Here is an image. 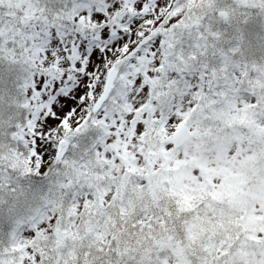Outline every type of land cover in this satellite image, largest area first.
Masks as SVG:
<instances>
[{
  "label": "snow or ice",
  "instance_id": "snow-or-ice-1",
  "mask_svg": "<svg viewBox=\"0 0 264 264\" xmlns=\"http://www.w3.org/2000/svg\"><path fill=\"white\" fill-rule=\"evenodd\" d=\"M0 264H264V0H0Z\"/></svg>",
  "mask_w": 264,
  "mask_h": 264
}]
</instances>
